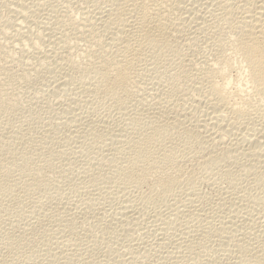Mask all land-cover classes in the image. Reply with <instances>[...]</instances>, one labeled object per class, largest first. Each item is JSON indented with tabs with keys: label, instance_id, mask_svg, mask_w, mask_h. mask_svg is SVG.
Returning <instances> with one entry per match:
<instances>
[{
	"label": "rangeland",
	"instance_id": "rangeland-1",
	"mask_svg": "<svg viewBox=\"0 0 264 264\" xmlns=\"http://www.w3.org/2000/svg\"><path fill=\"white\" fill-rule=\"evenodd\" d=\"M106 1L107 0H28L27 2V0H0V264H237V259L240 257L242 259L240 258V260H238V263L240 262L239 264H256L258 260L264 262V165H261L260 168V163L264 164V159L261 161V159L264 158V148H262V146L264 147V93L262 94L264 91L260 93L261 95L252 94L250 90L251 83L247 80L248 78L244 76H247V72L241 71L246 70V67L241 62L242 60L239 57H236L235 53H231L233 50L230 52V48L223 49L225 46V48L229 47V42L232 40V37H230L232 36V33L234 34L233 36H235L236 32L231 30L236 31V27L234 26L238 24V20L240 21V13L243 16L245 15L242 14L243 12L245 13L242 3H245L248 0H242L243 2L238 0L237 2L239 4L235 2L236 0H229L232 1V5L230 2L229 6L231 7L227 6L229 8L225 9V13H223V11H225L223 8H226V3L229 4L226 0H222L225 3L218 0L217 3L219 4H216L215 0H206L207 2L204 0H202V2L201 0H197L198 3L196 0H192V2L183 0V2L186 1V3H183L181 0L182 4L179 2V6H183V4L184 6L180 7V20L178 21L179 26H181V28H197H195L194 31L192 29L191 31L190 28H184L185 30L181 29V32L183 31V34L179 31V33L182 34H180L181 36L179 34L177 35L178 31H175L176 33L172 32L174 35H170V38L172 39L169 38V43H172L170 44L172 48L169 47L166 51L164 50L159 52L160 50H158L156 52V50L152 51L149 48H145L142 55L144 56L142 59L145 61L141 62V59L140 62H137L138 64L135 63L137 67L135 65L134 66L137 73H135L132 69L130 71L131 82L123 88L121 87L114 91L103 92L102 87H100V81L102 80L104 73L97 70L89 73L87 71V73H84L85 66L88 69L91 65L93 66V62H98V56H101V59H103L104 56L105 58H111L114 56V53L119 50V44L116 45L114 43L118 41V38L121 39L123 37V29L120 28H124L122 26H125L124 16L126 13H124L123 10L127 7V3H124L126 0H112L113 3L111 0ZM118 1L120 3L122 1L121 7H119L120 3ZM105 2L108 4H105ZM193 2L197 3H195L194 8L190 6L194 4ZM200 2L202 4L204 3L203 6L205 7H203ZM220 2L223 4H220ZM206 3L207 5H205ZM24 4L28 6L26 7ZM208 4L209 6L211 5L210 8ZM241 4L243 8L241 7ZM196 5L200 8L199 11H197L198 7H196ZM216 5L221 8V11ZM185 6H188L186 7L187 9L189 8L188 11ZM100 8L102 10V14L100 12ZM115 8L120 9L116 11ZM22 9L25 10L23 13L28 21L27 19H25V21H21L23 19L18 13H16L19 12V10L22 11ZM193 9H196V11ZM201 9L202 11L209 9L207 11L211 14L205 10L206 12H204L206 13V16H204L205 13H201ZM229 9L231 11L230 15L233 17L235 15L234 18L227 15V10ZM237 9L241 11L237 12L239 14L238 17L236 16L237 14H235L236 11H238ZM105 10L107 13L104 12ZM110 11L115 13V19H113L114 14L112 15ZM182 11L184 13H182ZM25 12L27 14H25ZM212 12L216 15L218 14L217 16H219V19H221L225 14L222 18L223 22H221V20L219 21L215 14H213V16ZM198 13H200L199 16ZM184 14L188 15V17ZM116 15L120 18H117ZM182 16H185V20L186 18L189 19L185 21ZM192 16L194 18H192ZM202 16H204L205 19ZM228 16L231 19H228ZM214 18L219 23L221 22L220 25L214 20ZM193 19L195 21H193ZM210 19H213V21ZM108 21L112 22L108 23L111 24L110 27L107 26ZM22 22L24 24L26 22L25 26L21 24ZM98 22L101 24H98ZM184 22H189V26ZM194 22H198L197 24L203 25H198L200 26L198 27L196 26V23L194 24ZM214 22H216L217 26ZM18 23L21 24V27H19L20 25ZM102 23H105V27ZM207 23L208 25H211L209 26L210 29L207 27ZM112 24L114 26H112ZM226 24L231 25V27L233 25L232 29H230L231 27ZM28 26H30V28ZM239 26L240 24L237 25V27ZM23 27H28L27 29L30 31H27V29ZM225 27L230 30H225ZM105 28H107V30ZM91 29L94 31L93 33H90ZM196 29L197 31H195ZM204 29H206L205 32L208 37L205 36V32L202 33ZM212 29L214 30V33ZM18 30L20 32H18ZM108 30L110 31L108 32ZM113 30H115V33L112 32ZM116 30L119 32H116ZM208 30L209 32H207ZM2 32L5 33L3 34ZM35 33L41 35L38 37ZM17 34L20 35L18 36ZM21 34L22 36L24 34L23 39ZM47 34L50 40L48 39V36H46ZM175 34L178 36H176V39ZM16 35L21 37L17 38ZM27 35L29 36L27 37ZM59 35L64 36L60 37ZM195 35L196 37H194ZM30 36L31 38H34H32L34 41L36 40V43L38 42L36 46L33 45L34 41L30 40ZM35 36L37 38H35ZM41 36L43 37L39 39ZM190 36H192L191 38L193 39L188 38ZM58 37L63 40H59L60 38L58 39ZM114 37H116V41L113 40ZM181 37H184V39ZM173 38L175 39V42H173ZM187 38L189 41L192 40V42L190 41V43ZM209 38L211 41L208 40ZM20 39L23 40V42H21ZM108 39H110L109 46H107L108 42H105ZM226 39L231 40L228 42ZM56 40L59 41L56 42ZM30 41L32 42L30 43ZM54 41L55 44L58 43L61 46L58 44L54 45ZM185 42L187 46L182 45L183 43L185 44ZM220 42L222 43L219 44ZM225 42L228 45H226ZM207 43L209 44L207 45ZM223 43L225 46H223ZM177 44V49H175ZM115 45L117 48L114 47ZM218 45L223 46L221 47V50H223L224 53L223 51L221 53L228 58L227 60L232 62L231 64L233 66V68H230L229 70L228 68H225L228 71L224 69L225 73H227L220 75L221 78L218 74L219 66L213 65L217 58L219 50ZM47 46L49 47L47 48ZM107 47L108 50L106 49ZM230 47L232 49L231 45ZM111 49L112 51L115 50L114 53L109 51ZM104 50L105 52H103ZM215 51L217 54H215ZM105 53L108 54V56ZM43 55L45 56L43 57ZM46 55H48V57ZM41 56L42 58L40 59ZM43 58L47 59L42 60ZM45 60L47 62H45ZM58 60L60 61V64ZM50 62L51 64L53 62L52 66L56 62V66L54 65L52 67ZM141 63L144 64L141 65ZM62 66H64V68ZM62 68L64 69L63 71ZM49 70L53 71L49 72ZM55 70H57L56 73ZM208 70H212L215 77L216 74L218 75L217 78H215L217 84L219 83L218 85L222 86V84H225L226 82L228 83L227 89L229 93L232 94L234 100H238V98L241 96L243 97V95H245V100L247 99V102L241 106L242 113L239 118L240 121H238L239 119L237 120L239 123L237 122L236 126L237 128L240 124L237 128L238 130L235 131V128V132L231 133L232 138L231 134H227L225 139H228L229 136L230 138L228 141L227 139H224L225 142H223L224 145L226 144L225 147H229V144L231 143V145H233L234 140H236L234 144L235 148L230 145L231 149L226 150V152L222 151L224 149V145L222 144H219L220 146L215 145V147L210 145L209 147V145L206 144L207 142H204L208 145L206 147L204 143L201 145L197 142H194L193 144L187 143L185 139H183L184 131L180 129V126L181 128L188 127L187 125L189 122L193 120L187 118L191 114L187 112L190 110L189 112H193L195 114L193 110L195 107L198 108L196 109L197 113L201 112V114L199 113L200 118L198 117V121L200 119H205L208 123H210V125H216L215 120H213L214 122L211 120L213 117L212 115L216 114H214L209 108L210 99L208 98L210 97L208 95L210 93L207 88L208 86L206 85V82H202V76ZM58 71H62L64 74ZM216 71L217 73H215ZM239 71L241 73L243 72L242 74L244 75L240 76L241 73L237 74ZM51 74L56 76L57 79L53 76L51 78ZM58 74L63 76L59 75V78ZM236 74L239 76L237 77ZM192 75L194 77H191ZM64 76L65 79L63 78ZM195 77L197 79H195ZM236 77L237 79H235ZM239 77H243L245 79H240ZM238 78L240 80H238ZM50 79L52 82H50ZM60 79L67 82H64V85L63 82H61V86L59 81ZM68 80H70V82ZM56 83L57 85L59 83L58 86L60 87L57 86L59 89L55 87ZM156 92H158L160 96ZM153 93L155 94L153 95ZM150 95L153 96L151 97ZM145 96L148 97L146 98ZM154 97L158 99H155ZM159 97L164 99L162 100ZM153 98L155 99V102L159 99L162 100H159V102H161L160 106L154 105L155 102ZM181 98L183 99L181 100ZM88 99L91 102L87 101ZM165 101L168 102L166 103ZM87 102L89 105L86 104ZM184 102H187L188 105ZM166 105L179 107H175L173 109L171 106H168L172 108V111L174 112L167 114V118L169 119L171 117L174 122L173 123L170 118L169 121L171 122L168 127L173 124H178L179 127L178 125L171 126L172 128L167 127L166 131L161 133L159 137L146 143L142 157L136 159V155L142 149L139 144L130 146V142L132 139H138L142 137L143 134L149 133L150 123H154L153 120L156 119L155 124H157V118H160L158 117L160 115L159 112L163 110L160 109L159 111L158 107L164 106L163 108H165L167 107ZM180 105L183 106L181 107ZM183 107L186 110H184ZM176 108L178 112L176 111ZM204 108L210 112L204 110ZM222 109L220 110L222 111ZM181 111H183V114ZM204 112L206 113V118L203 116ZM76 113L77 115L80 114V116L78 115L79 118ZM226 113L229 116H232L230 115V112L226 111ZM176 114H179L181 118H178ZM174 115L177 116L175 119L173 118ZM184 116H186V118H183ZM73 117L75 120H73ZM149 117H152V119ZM66 119H68V121H66ZM176 120L180 123H176ZM187 120L189 122H187ZM181 121L187 123L183 126L184 123ZM222 121L223 120L219 121L217 125L223 126L226 121H223V123ZM72 122L74 125L77 123V127H74ZM191 122L190 124H193V121ZM80 124L83 127L80 126ZM106 126L109 127L108 130ZM211 127L213 126H210V128ZM79 128H84V130H80ZM123 129L127 130L122 131ZM245 129L248 130V132H246ZM115 131H119V137L124 139L126 138L128 132L127 138H131L128 139L131 141L126 143V139L125 141L120 139L119 143L122 144L118 145L119 143L117 141L119 138L118 135H116L117 132ZM242 132H246L248 134H242ZM250 132L255 133L250 134ZM236 133L237 135L239 133L238 137L236 136ZM256 133L258 136L261 134V137H257V135H255ZM81 135L83 136L81 137ZM115 135L117 137H115ZM179 136H182L183 138ZM251 136L253 138H251ZM239 137L241 139H239ZM233 138L234 140H232ZM246 138H248V141L250 140L251 142H254V144L256 143V140L258 141V139L261 138L260 141H258V145L257 143L255 144L257 147L253 144V146L257 148V151L263 149L258 152H261L262 154H258L259 158L258 155H255L258 159L255 158V156L254 158L252 156L253 159L250 155L246 156L244 151L248 148V144H252L251 142L246 141L248 143H245V145L244 142ZM230 139L233 142H230ZM237 141L241 144L240 146L239 144L237 146ZM261 144L262 146L259 149V145ZM241 146L242 150L240 148ZM244 146L246 147L244 148ZM218 147L219 150H217ZM114 148H120V150H116ZM235 149L237 152H235ZM196 150H198L199 153ZM200 150H203L202 153H200ZM208 150L210 153H208L209 156L207 154ZM231 150L232 153L234 151L237 156H234V153H230ZM191 152L196 156L194 155L195 157L193 156L192 158ZM211 152L213 155L219 156L214 157ZM214 152L216 154H214ZM106 153L108 157L106 156ZM188 153H190L191 156ZM186 154L189 156H186ZM198 155L201 156L199 157L201 159L200 161L197 160L199 159L197 158ZM102 156H105L106 159ZM260 156L262 157L261 159ZM185 157L188 158L186 159ZM202 158H204V160ZM214 158L216 159L214 160ZM196 160L197 162L199 161V164L201 163L206 165L208 163L207 168H204L205 165H202L203 168L201 165L198 166ZM204 161L205 163H202ZM250 163L253 164L250 165ZM203 169L206 172L203 171ZM254 169L257 170L255 171ZM259 169L263 173H261ZM85 177L88 178L90 182L92 180L95 182L90 183ZM163 177L171 179L173 184L168 190L159 191L157 190L155 184L157 180ZM183 188H193L194 193L193 189L189 190V192L193 193L192 194L189 193L188 190H183ZM179 190H181V193H179ZM182 191H185V193ZM182 193L184 194L180 195ZM195 193L197 194L194 195ZM179 195L182 197H179ZM187 195L190 198L187 197ZM184 196L186 197L185 199ZM191 197L192 199L197 198L198 200L193 199L194 201L192 200L193 203H191V200L189 201ZM124 198L128 199V202L130 200V202L128 203L127 200L122 201ZM120 201H122V203ZM175 201L178 202L176 203ZM184 201L188 204H185V208L184 205L181 207V203L184 204ZM70 202L73 203V205ZM171 203L175 206H172ZM126 204L128 205V208L126 207ZM130 204L132 205V210L130 209ZM199 204L201 205V208ZM122 205L123 207H121ZM168 205H171L170 207L173 209H171ZM176 205H178L179 208H177ZM192 205L194 208H197L193 209ZM187 206H192L191 208L194 211L192 212L191 208H187ZM118 207L122 208L121 211L123 214L125 212L127 213H125V215L121 213L122 218L120 217L119 213L121 211L120 208L118 210ZM202 207L204 211H200V209L202 210ZM134 209H136L138 213L137 211H133ZM179 209H181V212L179 211L180 215L179 212H177ZM184 209H187V211H185L188 212L189 215L191 213L196 215L198 212L199 214L196 215L197 217L191 214L190 216L194 217V221H192V218H190L188 214V216L186 215L187 218L185 217L184 214H186V212H184ZM188 209H190V213ZM197 209H199L198 212ZM172 210L174 212H172ZM132 211L137 215L133 216L134 214ZM160 211L164 213L162 214ZM159 212L163 216L165 215V217L160 215ZM203 213L208 215L205 216ZM231 213L233 215L235 214V216ZM212 214L217 219L212 217ZM123 216H126L127 218ZM136 216H139L138 218L140 220ZM207 216H209V219L206 218ZM203 217L208 220H203ZM167 218H169V224L166 221ZM170 218L173 221L170 220ZM199 218L201 219L200 221H198ZM187 219L191 221L190 224ZM185 221L189 224L188 226L184 223ZM207 222L210 225L205 224ZM217 222L219 223L217 224ZM55 225H57V228L59 229H57ZM154 225H156L157 228L154 227ZM184 225H186L185 227L187 229L190 227L188 231H190L189 234L191 236L188 232H186L187 229L183 227ZM218 227L220 229L217 230ZM54 228L57 230L55 231ZM151 228L159 230V232L162 231L160 232L161 236L159 237L161 238L159 240L158 235H160V233ZM164 229H166L167 232ZM202 229H204L205 233ZM53 231L55 233H53ZM150 232L152 234L154 232L155 234L151 235ZM56 233L59 235L57 236ZM164 235L166 236L165 239H167V241L165 239L162 240V237H165ZM178 236H184V238H180L184 240L187 238V241L180 240ZM56 238L58 241L57 245L60 242L61 245L63 244L62 246H57L56 243L54 244V242H56L54 241ZM51 240H53V243ZM64 240L69 244H66ZM170 240L173 244L171 242L168 243ZM160 241L162 242L161 245H159L161 243ZM164 241L167 242L169 249L165 247L167 244ZM179 241L182 242V244L180 242L182 246L179 244ZM46 243H50L49 245L53 244L52 248L51 246H47L48 244ZM163 243L166 249L162 248ZM65 244L67 248L65 247ZM177 244L179 245L177 246ZM54 245L55 247H58V250L57 247L54 249ZM45 248L49 249L50 252L49 250H47V252ZM130 249H132V251ZM167 249L169 252L166 251ZM128 250L129 252H127ZM170 252L172 254L169 255ZM166 254L168 255V258H166ZM250 255L257 257L252 258ZM191 257L194 258L191 259ZM183 260L185 262H183ZM189 260L192 261L190 262Z\"/></svg>",
	"mask_w": 264,
	"mask_h": 264
},
{
	"label": "bare ground",
	"instance_id": "bare-ground-1",
	"mask_svg": "<svg viewBox=\"0 0 264 264\" xmlns=\"http://www.w3.org/2000/svg\"><path fill=\"white\" fill-rule=\"evenodd\" d=\"M4 1V0H3ZM108 1V0H107ZM106 1V2H107ZM112 1V0H111ZM122 1H125V0H122ZM122 1H121V3H122ZM188 1H191L192 2V0H188ZM197 1V0H196ZM199 1V0H198ZM198 1H197V3H198ZM204 1H206V0H204ZM203 1V2H204ZM208 1H210V0H208ZM216 1V4H219V3H217V1L218 0H215ZM222 1V0H221ZM238 0H236L235 2H237ZM240 1V0H239ZM242 1V0H241ZM243 1H247V0H243ZM242 1V2H243ZM10 2V1H9ZM14 2V1H13ZM22 2V1H21ZM27 2H28V0H27ZM105 2V4H108V3H106ZM119 2V1H118ZM179 2L182 4V2H183V0H182V2H181V0H126L124 3H127V7L123 10L124 11V13H126L125 14V18H124V24H125V26H122V27H124V28H120V29H123L122 30V33H123V37L122 36H120V37H122L121 39H119L118 38V43L116 42V43H114V44H119L118 45V51L117 52H115L114 53V51H112V49L111 50H109V51H112L113 53H114V56L113 57H111V58H109V57H107V58H105V56L103 57V59H101L99 56L97 57V58H99L98 59V62H93V66L91 65L90 67H89V65H88V69L86 68V66H85V71H84V73H87V71H88V73L89 72H93V71H102L103 73H104V75H103V78H102V80L100 81L101 82V86L100 87H102V90H103V92L104 91H107V92H110V91H114V90H116V89H118V88H123L125 85H127L129 82H131V78H130V71H131V69L135 72V73H137L135 70V66H136V64L135 63H137V62H140L141 61V59H142V57L144 58V56H142L143 55V53H144V51H145V48L147 49V48H149V49H151L152 51L154 50H156V52L158 51V50H160L159 52H162V51H166V49H168L169 47H171V45L170 44H172V43H169V41H170V39H172V38H170V35H174L173 33L175 32V31H178L177 32V35L179 34H181L182 32H181V29L182 30H185V29H188V28H190V27H184V28H181V26H179V20H180V16H179V13H180V7L182 6L181 4V6H179ZM201 2H202V0H201ZM200 2V3H201ZM207 2V1H206ZM222 2H224V1H222ZM222 2H220V4L222 3ZM226 2H229V4H227L226 3V8H223L222 6V8L225 10V9H227V8H229V7H231V6H229L230 5V2H231V5H232V1H227L226 0ZM5 3V2H4ZM112 3H113V1H112ZM120 3V2H119ZM118 3V4H119ZM121 3L119 4L120 6L119 7H121ZM123 3V4H124ZM183 3H186V1L185 2H183ZM194 3V2H193ZM196 3V2H195ZM195 3L194 4H192V5H190V6H192V8H194L195 7ZM196 3V4H197ZM209 3H212V2H209ZM225 3V2H224ZM238 3V2H237ZM241 3V2H240ZM7 4V3H6ZM16 4V3H15ZM28 4V3H27ZM109 4L111 5V3L109 2ZM202 4V3H201ZM204 4V3H203ZM203 4H202V6H203ZM215 4V3H214ZM223 4V3H222ZM234 4V3H233ZM239 4V3H238ZM242 4H243V6H244V8L242 7ZM241 4V7L244 9V11H245V13L243 12L242 14H245L244 16L243 15H241V13H240V21L238 20L237 22H238V24H236V23H234V24H236V26H234V27H236V31L235 30H231V31H234V32H236V34H235V36H233L234 34L232 33V36H230V37H232L231 39H229V40H231L230 42H229V40L228 39H226V40H228V42H229V44L232 46V49H231V47H230V45H228V44H226V42H225V44L226 45H228L229 47L228 48H225L226 46L224 45V43H223V46H225L223 49H229L230 48V52H231V50H233L231 53H235V55H236V57H239L242 61V63L244 64V66L246 67V70H241V71H246L247 72V76L246 75H244V74H242L240 71L237 73V74H239V73H241L240 74V76L242 75H244L245 77H247L248 79V81L251 83V86H250V90H251V92H252V94H255V95H259L262 91H264V0H248L247 2H245V3H242ZM3 5V4H2ZM26 4H24V6H25ZM96 5V4H95ZM98 5V4H97ZM114 5V4H113ZM125 5V4H124ZM188 5H189V2H188ZM200 5V4H199ZM205 5H207V3L205 4ZM213 5V4H212ZM237 5V4H236ZM28 5H26V7H27ZM31 6H33V5H31ZM101 6V5H100ZM107 6H109V5H107ZM106 6V7H107ZM114 6H116V5H114ZM183 6H184V4H183ZM182 6V7H183ZM201 6V5H200ZM208 6H209V4H208ZM208 6H206V7H208ZM211 6V5H210ZM210 6H209V8H210ZM216 6H218V5H216ZM227 6H229V7H227ZM238 6V5H237ZM6 7V6H5ZM7 7H8V5H7ZM14 7V6H13ZM22 7H23V5H22ZM21 7V8H22ZM93 7V6H92ZM111 7V6H110ZM110 7H109V10H110ZM186 7H188V6H185V8ZM196 7H198L197 5H196ZM203 7H205V6H203ZM202 7V8H203ZM219 7V6H218ZM240 7V6H239ZM15 8V7H14ZM20 8V7H19ZM25 8V7H24ZM103 8H104V6H103ZM102 8V9H103ZM112 8H114V7H112ZM184 8V9H185ZM217 8V7H216ZM216 8H214V9H216ZM220 8V7H219ZM26 9V8H25ZM99 9V8H98ZM116 9V11L118 10V9H120V8H115ZM187 9V8H186ZM185 9V10H186ZM189 9V8H188ZM188 9H187V11H188ZM199 7L197 8V11H199ZM214 9H213V11H214ZM218 9V8H217ZM239 9V8H238ZM237 9V10H238ZM243 9H242V11H243ZM1 10V9H0ZM36 10H37V8H36ZM88 10V9H87ZM107 10V9H106ZM104 11V12H106L107 13V11ZM108 10V11H109ZM182 10V9H181ZM193 10H195L196 11V9H193ZM192 10V11H193ZM206 10V9H205ZM204 10V11H205ZM207 10H209V9H207ZM206 10V11H207ZM236 10V9H235ZM25 10H23L22 9V11L21 10H19V12H16V13H18L20 16H21V18L23 19V20H21V21H25V19H27V18H25V15H24V12ZM98 11V10H97ZM96 11V12H97ZM102 10H101V8H100V12H101ZM113 11H115V10H113ZM112 11V12H113ZM115 11V12H116ZM123 11L121 10V12L123 13ZM186 11V12H187ZM189 11H191V10H189ZM201 11V13L202 12H204V11H202V9L200 10ZM205 11V12H206ZM220 11H221V8H220ZM228 12H227V15H229L230 17H233V16H231L230 15V13H231V11H230V9L229 10H227ZM230 11V12H229ZM6 12V11H5ZM13 12V11H12ZM26 12H27V10H26ZM25 12V14H27ZM37 12V11H36ZM111 12V11H110ZM110 12H109V14H110ZM111 12V13H112ZM120 12V11H119ZM178 12V13H177ZM204 12V13H205ZM207 12H209V11H207ZM215 12V11H214ZM214 12H212V15L213 14H215ZM217 12H218V10H217ZM226 12V10L225 11H223V13H225ZM237 12H241V11H236V13H235V11H234V13L235 14H237L236 16L238 17V13ZM99 13V12H98ZM97 13V14H98ZM182 13H184L183 11H182ZM181 13V14H182ZM195 13V12H194ZM203 13V14H204ZM210 13V12H209ZM208 13V14H209ZM221 13V12H220ZM222 13V14H223ZM8 14V13H7ZM30 14V13H29ZM37 14V13H36ZM95 14V13H94ZM101 14H102V12H101ZM105 14V13H104ZM114 14V18L113 19H115V13H112V15ZM117 14V13H116ZM199 14L200 13H198V16H199ZM211 14V13H210ZM222 14H220V15H222ZM17 15V14H16ZM34 15H35V13H34ZM38 15H39V12H38ZM121 15V14H120ZM185 16H187L188 17V15H186V14H184ZM190 15V14H189ZM194 15V14H193ZM196 15H197V13H196ZM216 15V14H215ZM218 15V14H217ZM216 15V17H218V19H219V16H217ZM225 15V14H224ZM223 15V16H224ZM28 16V15H27ZM102 16V15H101ZM110 16V15H109ZM117 16V15H116ZM184 16V17H185ZM191 16V15H190ZM189 16V17H190ZM197 16V17H198ZM204 16H206V13H205V15ZM204 16H202L203 18H204ZM211 16V15H210ZM210 16H209V18H210ZM214 16V15H213ZM223 16H222V18H223ZM229 16H228V19H231V18H229ZM243 16V17H242ZM33 17V16H32ZM108 17V16H107ZM119 16H117V18H118ZM183 17V16H182ZM183 17V18H184ZM200 17H201V15H200ZM221 17V16H220ZM225 17H227V16H225ZM234 17H235V15H234ZM233 17V18H234ZM237 17H236V19H237ZM108 18H110V17H108ZM112 18H111V20H112ZM120 18V17H119ZM192 18H194L193 16H192ZM207 18H208V16H207ZM207 18H206V21H207ZM219 19V21L221 20V22H223L222 20L223 19ZM232 18V19H233ZM87 19H88V17H87ZM100 19V18H99ZM99 19H98V21H99ZM189 19V18H188ZM187 18H186V20H188ZM205 19V18H204ZM204 19H203V21H204ZM16 20V19H15ZM18 20V19H17ZM33 20V19H32ZM38 20V19H37ZM85 20V19H84ZM97 20V19H96ZM101 20V19H100ZM105 20V19H104ZM110 20V21H111ZM118 20V19H117ZM121 20V19H120ZM183 20H185V18L183 19ZM185 20V21H186ZM210 20H212L213 21V19H210ZM214 20L216 21V19L214 18ZM233 20H235V19H233ZM232 20V21H233ZM11 21H13V20H11ZM18 21H20V20H18ZM27 21H28V19H27ZM30 21V20H29ZM110 21H108L107 22V24L110 22ZM113 21V20H112ZM123 21V20H122ZM122 21H120V22H122ZM191 21V20H190ZM189 21V22H190ZM193 21H195L194 19H193ZM211 21V22H212ZM236 21V20H235ZM31 22H33V21H31ZM101 22V21H100ZM104 22V21H103ZM114 22V21H113ZM117 22H119V21H117ZM189 22L188 23H185V24H189ZM192 22V21H191ZM198 22H199V20H198ZM197 22V23H198ZM201 22V21H200ZM209 22V21H208ZM217 23H219L218 21H216ZM216 22H214V24H216ZM220 22V23H221ZM224 22H226V21H224ZM227 22H228V20H227ZM30 23V22H29ZM35 23H36V21H35ZM42 23V22H41ZM40 23V24H41ZM45 23V22H44ZM85 23H86V21H85ZM110 23H112V22H110ZM183 23V24H184ZM196 22H194V24H195ZM196 23V24H197ZM204 23H205V21H204ZM220 23H219V25H220ZM229 23V22H228ZM233 23V22H232ZM10 24V23H9ZM19 24V23H18ZM17 24V25H18ZM21 24H23L24 26H25V24H26V22H25V24L22 22ZM21 24H19L18 26L19 27H21ZM28 24V23H27ZM33 24V23H32ZM98 24H101V23H99L98 22ZM97 24V25H98ZM103 25L105 24V23H102ZM184 24V25H185ZM192 24V23H191ZM191 24H190V26H191ZM210 24V23H209ZM212 24V23H211ZM231 24V23H230ZM240 24V26L239 27H237V25H239ZM22 25V26H23ZM29 25V24H28ZM45 25V24H44ZM77 25V24H76ZM110 25L111 24H108L107 26L108 27H110ZM121 25H122V23H121ZM180 25H181V23H180ZM198 25H200V24H197L196 26H198ZM203 25V24H202ZM202 25H200V26H202ZM206 25V24H205ZM207 25H208V23H207ZM206 25V26H207ZM226 25H229V24H226ZM17 26V27H18ZM86 26V25H85ZM89 26V25H88ZM106 26V27H107ZM112 26H114L113 24H112ZM186 26V25H185ZM189 26V25H188ZM200 26H198V27H200ZM209 26H211V25H208L207 27H209ZM216 26H217V24H216ZM13 27V26H12ZM29 28H30V26H28ZM28 27H23V28H25V29H27ZM46 27H47V25H46ZM82 27H84V26H82ZM104 27H105V25H104ZM183 27V26H182ZM192 27H193V25H192ZM194 27H195V25H194ZM203 27H205V26H203ZM214 27V26H213ZM229 27H231V25H229ZM232 27H233V25H232ZM232 27L230 28V29H232ZM16 28V27H15ZM41 28H42V26H41ZM85 28V27H84ZM103 28V27H102ZM119 28V27H118ZM195 28H197V27H195ZM194 28V29H195ZM212 28V27H211ZM216 28V27H215ZM215 28H213V29H215ZM220 28V27H219ZM18 29H20V28H18ZM75 29V28H74ZM106 30H107V28H105ZM115 29H117V28H115ZM193 30L194 31V29L193 28H190V30ZM199 29V28H198ZM206 29H208V28H206ZM206 29H204V31L202 32V33H204L205 32V30ZM209 29H210V27H209ZM212 29V30H213ZM227 29V27H225V30ZM229 29V30H230ZM233 29H235V28H233ZM17 30V29H16ZM29 29H27V31H28ZM32 30V29H31ZM80 30V29H79ZM104 30V29H103ZM191 30V31H192ZM201 30V29H200ZM203 30V29H202ZM212 30H210V31H212ZM217 30H218V28H217ZM220 30V29H219ZM228 30V29H227ZM228 30V31H229ZM30 31V30H29ZM37 31V30H36ZM89 31V30H88ZM91 32L90 33H93L94 31H92V29L90 30ZM110 30H108V32H109ZM115 30H113L112 32H114ZM179 31L181 32V33H179ZM189 31V30H188ZM190 31V32H191ZM195 31H197V29L195 30ZM227 31V32H228ZM18 32H20L19 30H18ZM25 32V31H24ZM34 32V31H33ZM42 32V31H41ZM40 32V33H41ZM51 32V31H50ZM56 32H57V30H56ZM60 32V31H59ZM65 32V31H64ZM75 32V31H74ZM116 32H119V31H117L116 30ZM173 32V33H172ZM207 32H209V30L207 31ZM3 33V32H2ZM5 33V32H4ZM3 33V34H4ZM16 33V32H15ZM38 33V32H37ZM37 33H35L36 34V36L38 35ZM44 33V32H43ZM89 33V32H88ZM90 33H89V35H90ZM115 33V32H114ZM121 33V34H122ZM176 33V32H175ZM189 33V32H188ZM193 33V32H192ZM195 33V32H194ZM198 33V32H197ZM201 33V34H202ZM213 33H214V30H213ZM230 33V32H229ZM30 34H31V32H30ZM29 34V35H30ZM34 34V35H35ZM46 34V33H45ZM45 34H43V35H45ZM50 34V33H49ZM52 34V33H51ZM63 34V33H62ZM86 34V33H85ZM113 34V33H112ZM120 34V33H119ZM183 34V33H182ZM181 34V35H182ZM185 34H186V32H185ZM200 34V33H199ZM207 33L205 32V36H207L206 35ZM231 34V33H230ZM18 35V34H17ZM16 35V36H17ZM20 35V34H19ZM18 35V36H19ZM25 35H26V33H25ZM29 35H27V37L29 36ZM41 34H39L38 35V37L40 36ZM92 35V34H91ZM176 34H175V39H176V36H177ZM180 35V36H181ZM187 35V34H186ZM185 35V36H186ZM197 35V34H196ZM196 35L194 36V37H196ZM203 35V34H202ZM216 35V34H215ZM17 36V38H20L21 36H22V34H21V36L20 37H18ZM35 36V38H37ZM46 36H48V34L46 35ZM45 36V37H46ZM54 36L57 38V36L54 34ZM60 36V35H59ZM64 35H62V36H60V37H63ZM106 36H107V34H106ZM114 36V35H113ZM112 36V37H113ZM171 36V37H172ZM184 36V35H183ZM188 36H189V34H188ZM193 36V35H192ZM192 36H190V37H188V38H191ZM201 36V35H200ZM226 36H227V34H226ZM13 37V36H12ZM23 37H24V34H23V36H22V39H23ZM27 37H25V38H27ZM43 36H41L39 39H41ZM53 37V36H52ZM60 37H58V39L60 38ZM87 37V36H86ZM178 37V36H177ZM198 37V36H197ZM204 37V36H203ZM208 37V36H207ZM213 37H215V36H213ZM229 37V36H228ZM227 37V38H228ZM229 37V38H230ZM6 38V37H5ZM14 38V37H13ZM30 38H31V36H30ZM29 38V39H30ZM33 38V37H32ZM30 39V40H33V39ZM51 38V37H50ZM109 38V37H108ZM115 38L116 37H114L113 38V40H115ZM170 38V39H169ZM182 38V37H181ZM187 38V39H188ZM211 38V37H210ZM208 39V40H210L211 41V39ZM217 38V37H216ZM11 39V38H10ZM28 39V38H27ZM48 39H49V36H48ZM52 39V38H51ZM106 39V38H105ZM110 39H112V38H110ZM110 39H108L107 41H105V42H108V45L107 46H109V40ZM174 39V38H173ZM175 39H174V41L173 42H175ZM178 39V38H177ZM180 39V38H179ZM182 39H184V37L182 38ZM191 39H193V38H191ZM197 39V38H196ZM201 39V38H200ZM215 39V38H214ZM6 40V39H5ZM21 40V39H20ZM26 40V39H25ZM50 40V39H49ZM52 40H54V39H52ZM59 40H61V38L59 39ZM58 40V41H59ZM63 40V39H62ZM61 40V41H62ZM195 40V39H194ZM205 40H206V37H205ZM208 40H207V42H208ZM8 41V40H7ZM28 41V40H27ZM34 41V40H33ZM36 41V40H35ZM34 41V44L33 45H37V43ZM37 41H39V40H37ZM57 40H56V42H58ZM60 41V42H61ZM116 41V40H115ZM185 41V40H184ZM183 41V42H184ZM188 41H189V39H188ZM191 42H192V40H190ZM189 41V42H190ZM209 41V42H210ZM21 42H23V40H21ZM25 42V41H24ZM29 42V41H28ZM32 41H30V43H31ZM53 42V41H52ZM104 42V43H105ZM179 42V41H178ZM181 42H182V40H181ZM180 42V43H181ZM187 42V41H186ZM186 42H185V44L183 43L182 45H186ZM190 42V43H191ZM205 42V41H204ZM214 42V41H213ZM215 42H216V40H215ZM219 42V41H218ZM223 42V41H222ZM222 42H220L219 44H221ZM18 43V42H17ZM36 43V44H35ZM177 43V42H176ZM206 43V42H205ZM24 44V43H23ZM40 44V43H39ZM58 44V43H57ZM57 44H55V41H54V45H57ZM63 44V43H62ZM113 44V43H112ZM111 44V45H112ZM209 43H207V45H208ZM28 45V44H27ZM32 45V44H31ZM30 45V46H31ZM53 45V44H52ZM51 45V46H52ZM58 45H60V44H58ZM102 45V44H101ZM116 45L114 46V47H116ZM170 45V46H169ZM175 45V44H174ZM173 45V46H174ZM212 45H213V43H212ZM61 46V45H60ZM64 46V45H63ZM105 46H106V44H105ZM113 46V45H112ZM177 46H178V44L176 45V47H175V49H177ZM187 46V45H186ZM188 46H189V43H188ZM223 46H221V45H218V54H217V52L215 53V54H217V58H216V61H214V63H213V65L215 66H219L218 67V74H219V77H220V75H222V74H224L225 73V70H227V69H225V68H228V70L231 68H233V66H232V62L231 61H229V60H227L228 58H226L225 56H224V51L223 50H221V47H223ZM23 47V46H22ZM49 46H47V48H48ZM19 48V47H18ZM25 48V47H24ZM33 48L35 49V47L33 46ZM53 48V47H52ZM55 48V47H54ZM60 48H63V47H60ZM102 48V47H101ZM105 48V47H104ZM113 48V47H112ZM117 48V47H116ZM172 48V47H171ZM40 49V48H39ZM107 50H108V47L106 48ZM105 49V50H106ZM148 49V50H149ZM32 50V49H31ZM47 50V49H46ZM63 50V49H62ZM105 50L103 51V52H105ZM21 51V50H20ZM36 51V50H35ZM50 51V50H49ZM57 51H59V50H57ZM64 51V50H63ZM95 51V50H94ZM223 51V53H221ZM111 52V53H112ZM173 52H174V50H173ZM176 52V51H175ZM225 52H226V50H225ZM229 52V53H230ZM96 53V52H95ZM109 53V52H108ZM40 54V53H39ZM48 54V53H47ZM60 54H61V52H60ZM93 54V53H92ZM106 54V53H105ZM223 56H222V55ZM227 54V53H226ZM225 54V55H226ZM57 55V54H56ZM67 55V54H66ZM107 56H108V54H106ZM113 55V54H112ZM214 55V54H213ZM228 55V54H227ZM45 55H43V57H44ZM47 57H48V55H46ZM51 56V55H50ZM60 56V55H59ZM62 56V55H61ZM110 56V55H109ZM232 56V55H231ZM228 57V56H227ZM38 58V57H37ZM42 58V56L40 57V59ZM70 58V57H69ZM39 59V58H38ZM39 59V60H40ZM44 59H47V58H43L42 60H44ZM58 59H59V57H58ZM237 59V58H236ZM239 59V60H240ZM41 60V61H42ZM56 60H57V58H56ZM61 60V59H60ZM69 60V59H68ZM215 60V59H214ZM238 60V59H237ZM59 61V60H58ZM57 61V62H58ZM64 61V60H63ZM67 61V60H66ZM65 61V62H66ZM145 61V60H144ZM143 61V59H142V61L141 62H144ZM45 62H47L46 60H45ZM72 62V61H71ZM147 62V61H146ZM189 62V61H188ZM44 63V62H43ZM56 63V62H55ZM55 63H54V65H55ZM62 63V62H61ZM50 64H51V62H50ZM50 64H49V66H50ZM52 64H53V62H52ZM52 64H51V66H52ZM59 64H60V61H59ZM90 64H92V63H90ZM138 64V63H137ZM142 64H144V63H141V65ZM48 65V64H47ZM53 65V66H54ZM135 65V66H134ZM45 66V65H44ZM52 66V67H53ZM56 66V65H55ZM58 66V65H57ZM140 66V65H139ZM221 66V67H220ZM61 67V66H60ZM63 68H64V66H62ZM137 67V66H136ZM45 68H46V66H45ZM51 68V67H50ZM62 68V71L64 70ZM141 68H142V66H141ZM141 68L139 67V69L141 70ZM221 68V69H220ZM223 68V69H222ZM49 69V68H48ZM55 69H56V67H55ZM219 69H220V71H219ZM225 69V70H224ZM227 70V71H228ZM47 71V70H46ZM51 70H49V72H50ZM53 71V70H52ZM51 71V72H52ZM56 71L57 70H55V73H56ZM62 71H58V72H62ZM224 71V72H223ZM138 72H140V71H138ZM246 72H245V74H246ZM63 74H64V72H62ZM61 73V74H62ZM215 73H217V71L215 72ZM227 73V72H226ZM225 73V74H226ZM53 74V73H52ZM51 74V78H52V75ZM139 74V73H138ZM137 74V75H138ZM236 74V75H237ZM60 74H58V76H59ZM199 75V74H198ZM215 74L213 73V71L212 70H208L203 76H202V82H206V85L208 86L207 88H208V91H209V97L210 98H208V99H210L209 100V108H210V110L214 113V114H216V115H212L211 117V120L213 121V120H215V124L217 125V123L219 122V121H221V120H223V121H226L225 122V124L222 126V125H210V123H208L207 122V120H205L204 118V120H197L198 119V117H199V115L201 114V112H196V109H198V108H196L195 106V109H193L194 110V112H195V114L193 113V112H189L190 110H188V112L187 113H193L192 115L190 114L187 118L188 119H193V120H191V121H193V124H190V122L187 120V122H189V124L187 125L188 127H182L181 128V126H180V129H182L184 132H183V137L182 136H179V137H182L183 139H185V141L187 142V143H190V144H193L194 142H197L198 144H203L204 142L206 143V144H208L209 145V147H210V145H212V146H214L215 147V145L216 146H218L219 144H222V145H224L223 144V142H225V140L227 139H225V137L227 136V134H231L232 132L234 133L235 131H237L238 129V127L240 126V124H239V126L236 128V126H237V122L238 121H240V115H241V113H242V111H241V106H243L246 102H247V99L245 100V95H243V97L241 96L240 98H238V100H234V98H233V96H232V94L231 93H229V91H228V89H227V86H228V83L226 82L225 84H222V86L221 85H218L217 84V82L215 81L216 79L215 78H217V74H216V77L214 76ZM48 76V75H47ZM60 76H63V75H60ZM60 76H59V78H60ZM68 76H69V74H68ZM228 76V75H227ZM239 75H237V77H238ZM49 77V76H48ZM53 77H55L56 78V76H53ZM67 77V76H66ZM191 77H194L193 75L191 76ZM199 77V76H198ZM226 77V76H225ZM225 77H223V78H225ZM234 77V76H233ZM237 77L235 78V79H237ZM64 79H65V76L63 77ZM70 78V77H69ZM221 78V77H220ZM240 78V77H239ZM238 78V80H240V79H245V78H243V77H241L240 79ZM43 79V78H42ZM47 79V78H46ZM57 79V78H56ZM62 79V78H61ZM59 80L60 81V83L61 82H63V85H64V82H67V81H62V80ZM70 79H72V78H70ZM195 79H197L196 77H195ZM199 79H200V77H199ZM198 79V80H199ZM48 80H49V78H48ZM51 80V79H50ZM54 80V79H53ZM67 80V79H66ZM55 81V80H54ZM53 81V82H54ZM57 81V80H56ZM69 82H70V80H68ZM50 82H52V80L50 81ZM72 82V81H71ZM99 82V83H100ZM199 82H200V80H199ZM198 82V83H199ZM67 84V83H66ZM71 84V83H70ZM58 85H59V83H58ZM57 83H56V88H57ZM201 85V84H200ZM203 85V84H202ZM61 86H62V83H61ZM97 86V85H96ZM98 86V87H99ZM53 87V86H52ZM51 87V88H52ZM54 87V88H55ZM58 87H60V86H58ZM97 87V88H98ZM151 87V86H150ZM154 87V86H153ZM203 87V86H202ZM57 89H59V88H57ZM99 89V88H98ZM53 90V89H52ZM99 90H101V89H99ZM153 91V90H152ZM152 91H151V93H152ZM249 92V91H248ZM250 92V93H251ZM78 93V92H77ZM157 94H158V92H156ZM264 92H262V94H263ZM155 93H153V95H154ZM207 94H208V92H207ZM249 94V93H248ZM76 95H78V94H76ZM153 95H150L151 97L153 96ZM159 95V94H158ZM162 95V94H161ZM261 95V94H260ZM157 96V95H156ZM155 96V97H156ZM160 96V95H159ZM207 96V95H206ZM247 96V95H246ZM146 97V96H145ZM148 97V96H147ZM146 97V98H147ZM154 97V98H155ZM161 97H163V96H161ZM186 97V96H185ZM249 97H250V95H249ZM153 98V99H154ZM160 98V97H159ZM247 98H248V96H247ZM155 99H158V98H155ZM155 99H154V102H155ZM160 99H164V98H160ZM159 99V100H160ZM183 98H181V100H182ZM73 100H75V99H73ZM77 100V99H76ZM86 100V99H85ZM84 100V101H85ZM159 100L157 101V102H155L154 103V105L155 106H160V103L161 102H159ZM162 100H160V101H162ZM87 101H89V102H91L89 99L87 100ZM153 101V100H152ZM178 101V100H177ZM177 101H175L176 103H178ZM185 101H186V99H185ZM238 101V102H237ZM151 102V101H150ZM166 102V101H165ZM165 102H163V103H165ZM168 102V101H167ZM166 102V103H167ZM170 102V101H169ZM173 102V101H172ZM183 102V101H182ZM205 102H207V101H205ZM153 103V102H152ZM162 103V104H163ZM184 103H187V102H184ZM86 104H88L89 105V103L87 102ZM85 104V105H86ZM145 104V103H144ZM149 104V103H148ZM151 104V103H150ZM172 104V103H171ZM173 104H174V102H173ZM198 104V103H197ZM146 105H147V103H146ZM153 105V104H152ZM152 105H150V106H152ZM178 105V104H177ZM186 105H188V103L186 104ZM192 105H194V104H192ZM200 105H201V101H200ZM207 105H208V103H207ZM167 106V105H166ZM168 106H171L172 107V105H168ZM165 107V108H163L164 106H161V107H158V109H159V111H160V109L162 110L161 112H159L160 113V115L158 116V117H160V118H157V124H155V120H153L154 121V123H150V130H149V133L148 134H141L142 135V137H140V138H138V139H135V140H133L132 139V141L131 140H128V139H131V138H127L128 137V132H127V136H126V143H128V141L130 142V146H135V144H139L140 145V147H141V149L142 150H140L139 152H138V154L136 155V159H138V158H141L142 157V153H143V150L145 149V146H146V143L147 142H149L150 140H154L155 138H157V137H159L160 136V134L161 133H163L164 131H166V129H167V127H168V125L170 124V122L171 121H169V119L171 118H167L168 116H167V114L168 113H171V112H174V111H172V108L174 109L175 107H177V108H179L178 106H174V107H172V108H170V107ZM181 106V105H180ZM183 106V105H182ZM181 106V107H182ZM185 106V105H184ZM197 106V105H196ZM199 106V105H198ZM152 107H154V106H152ZM180 107V108H181ZM187 107V106H186ZM207 107V106H206ZM205 107V108H206ZM157 108V107H156ZM177 108H176V111H177ZM189 108H190V106H189ZM188 108V109H189ZM204 108V110H206V111H209V110H207V109H205ZM208 108V109H209ZM223 108V109H222ZM152 109V108H151ZM182 109V108H181ZM181 109H179V110H181ZM183 109L184 110H186L184 107H183ZM191 109V108H190ZM220 109H222V111L220 110ZM183 110V111H184ZM192 110V109H191ZM201 110H203V109H201ZM203 110V111H204ZM183 111H181L182 112V114H183ZM198 111V110H197ZM203 111H202V113H203ZM205 111V112H206ZM226 111L227 112H230V115H232V116H229L227 113H226ZM158 112V111H157ZM156 112V113H157ZM178 112V111H177ZM204 112V117H205V115H206V113ZM210 112V111H209ZM72 113H74V112H72ZM155 113V112H154ZM197 113V114H196ZM200 113V114H199ZM174 114V113H173ZM172 114V115H173ZM185 114V113H184ZM210 114V113H209ZM76 115H77V113H76ZM79 116H80V114H78ZM77 115V116H78ZM177 115V114H176ZM180 115H181V113H180ZM185 115H187V114H185ZM77 116H76V118H77ZM79 116H78V118H79ZM178 116V118L180 117L179 116V114L177 115ZM177 116H175L174 115V119H175V117H177ZM202 116V115H201ZM210 116V115H209ZM75 117V116H74ZM73 117V120H75V118ZM153 117V116H152ZM152 117H149V118H151L152 119ZM208 117V116H207ZM228 117V118H227ZM230 117V118H229ZM84 118H86V117H84ZM148 118V119H149ZM178 118H177V120H178ZM181 118V117H180ZM183 118H186V116H184ZM182 118V119H183ZM200 118V117H199ZM206 118V117H205ZM70 119H71V117H70ZM69 119V120H70ZM81 119H83V118H81ZM80 119V120H81ZM89 119V118H88ZM172 119V118H171ZM239 119V120H238ZM72 120V119H71ZM77 120V119H76ZM80 120H79V122H80ZM84 120V119H83ZM82 120V121H83ZM90 120V119H89ZM175 121L176 123H180V122H178V121ZM184 120V119H183ZM238 120V121H237ZM66 121H68V119H66ZM92 121V120H91ZM100 121V120H99ZM151 121V120H150ZM169 121V122H168ZM179 121H180V119H179ZM223 121H222V123H223ZM65 122V121H64ZM76 122V121H75ZM84 122V121H83ZM89 122V121H88ZM87 122V123H88ZM101 122V121H100ZM172 122H173V119H172ZM182 122V121H181ZM187 122H185V123H187ZM214 122V121H213ZM85 123V122H84ZM92 123V122H91ZM90 123V124H91ZM174 123V122H173ZM182 123H184V122H182ZM185 123L183 124V126L185 125ZM192 123V122H191ZM221 123V122H220ZM219 123V124H220ZM239 123V122H238ZM65 124H66V122H65ZM67 124H69V123H67ZM72 124H73V122H72ZM79 124V123H78ZM126 124V123H125ZM211 124H213V123H211ZM74 125V124H73ZM76 125H77V123H76ZM76 125H74V127L76 126ZM175 124H173V125H171V126H174ZM178 125V124H177ZM177 125H175V126H177ZM182 125V124H181ZM242 125V124H241ZM80 126H82L81 124H80ZM125 126V125H124ZM170 126V127H171ZM210 126H213V127H211L210 128ZM77 127V126H76ZM83 127V126H82ZM102 127V126H101ZM104 127V126H103ZM107 127V126H106ZM105 127V128H106ZM170 127H168V128H170ZM178 127H179V125H178ZM216 127V128H215ZM108 128L109 127H107V130H108ZM124 128V127H123ZM172 128V127H171ZM235 128H236V130H235ZM241 128H242V126H241ZM80 130H84V128H79ZM121 129V128H120ZM248 129V128H247ZM6 130V129H5ZM75 130V129H74ZM73 130V131H74ZM76 130L78 131V129L76 128ZM124 130H127V129H123L122 131H124ZM178 130H179V128H178ZM235 130V131H234ZM239 130H241V129H239ZM243 130H244V128H243ZM242 130V131H243ZM246 130V129H245ZM250 130V129H249ZM3 131V130H2ZM111 131V130H110ZM109 131V132H110ZM4 132V131H3ZM115 132H117V131H115ZM181 132V131H180ZM179 132V133H180ZM240 132V131H239ZM246 132H248V130H246ZM245 132V133H246ZM81 133V132H80ZM120 132L118 131L117 132V134L116 135H118ZM125 133H126V131H125ZM125 133H123V134H125ZM177 133H178V131H177ZM182 133V132H181ZM180 133V134H181ZM245 133H243L242 132V134H245ZM253 134V133H255V132H250V134ZM75 134V133H74ZM82 134V133H81ZM113 134V133H112ZM130 134V133H129ZM179 134V135H180ZM205 134V135H204ZM246 134H248V133H246ZM1 135V134H0ZM77 135V134H76ZM85 135V134H84ZM115 135V137H117ZM121 135V134H120ZM126 135V134H125ZM124 135V136H125ZM182 135V134H181ZM235 135V134H234ZM238 135H239V133H238ZM238 135H237V133H236V136L238 137ZM255 135H257V133L255 134ZM83 135H81V137H82ZM124 136H122V137H124ZM235 136V137H236ZM242 136H245V135H242ZM260 137H261V134L259 135ZM258 135H257V137H259ZM80 137V138H81ZM130 137V136H129ZM134 137V136H133ZM137 137H139V136H137ZM136 137V138H137ZM240 137H241V135H240ZM239 137V139H241ZM246 137H248V136H246ZM250 137V136H249ZM256 137V136H255ZM263 137H264V135H263ZM114 138V137H113ZM118 138H119V140L117 141L118 143H119V141H120V139L122 140L123 139V141H125V139L124 138H121V137H119V135H118ZM117 138V139H118ZM181 138V139H182ZM229 138H230V136H229ZM228 138V139H229ZM231 138H232V134H231ZM243 138V137H242ZM251 138H253L252 136H251ZM78 139H79V137H78ZM116 139V140H117ZM225 139V140H224ZM228 139H227V141H228ZM236 139H238V138H236ZM248 138H246V140H245V142H244V144L245 143H248V142H251L250 140L248 141L247 140ZM250 139V138H249ZM255 139V138H254ZM253 139V140H254ZM257 139V138H256ZM260 139L261 138H259L258 139V141H260ZM231 140V139H230ZM232 140H234V138L232 139ZM230 141V142H233V141ZM252 140V141H253ZM263 140V139H262ZM2 141V140H1ZM115 141V140H114ZM184 141V140H183ZM209 141V142H208ZM239 141V140H238ZM237 141V146H238V144H239V146L241 145L239 142ZM242 141V140H241ZM240 141V142H241ZM246 141H248V142H246ZM258 141L256 140V143H257V145H258ZM116 142V141H115ZM235 142H236V140H234V142H233V145H231V143L229 144V147L228 146H226L225 147V145H224V149L222 150V151H225L226 152V150H230L231 148H230V145H231V147L233 146L234 147V144H235ZM117 143V144H118ZM125 143V144H126ZM204 143V144H205ZM229 143V142H228ZM252 144L250 145V144H248V148L246 149V151H244L245 153H246V156L247 155H250L251 156V158H252V156H253V158H254V156L255 155H258V154H261V152L260 153H258L259 151H262L263 149L262 148H264L263 146H262V144L261 145H259V149H260V147L262 146V150H259V151H257L256 149V143L254 144V142H251ZM120 144H122V143H119L118 145H120ZM124 144V143H123ZM196 144V143H195ZM205 144V145H206ZM243 144V143H242ZM253 144L256 146V147H254L253 146ZM205 145H203V146H205ZM208 145H206V147L208 146ZM222 145H221V148H222ZM228 145V144H227ZM246 145V144H245ZM128 146H129V144H128ZM127 146V147H128ZM203 146H202V149H203ZM211 146V147H212ZM220 146V145H219ZM243 146V145H242ZM242 146L240 147L241 148V150H242ZM208 147V148H209ZM228 147V148H227ZM246 146H244V148H245ZM110 148H113V147H110ZM235 148V147H234ZM233 148V149H234ZM114 149H116V148H114ZM113 149V150H114ZM207 149V148H206ZM210 149H212V148H210ZM232 149V150H233ZM112 150V149H111ZM110 150V151H111ZM116 150H120V148H117ZM198 150H199V148H198ZM198 150H196V151H198ZM217 150H219V147H218V149ZM220 150V151H221ZM232 150L230 151V153H232ZM238 150H239V148H238ZM245 150V149H244ZM109 151V152H110ZM115 151V150H114ZM113 151V152H114ZM201 152L200 153H202V151L203 150H200ZM204 151H205V149H204ZM207 151V150H206ZM220 151H219V153H220ZM264 151V150H263ZM195 152V151H194ZM213 152V151H212ZM212 152H211V154H212ZM228 152V151H227ZM235 152H237V150L235 149ZM239 152V151H238ZM243 152V151H242ZM241 152V153H242ZM108 153V152H107ZM107 153H106V156H107ZM198 153H199V151H198ZM197 153V154H198ZM209 153V150H208V152H207V154ZM222 153V152H221ZM230 153H229V155H230ZM233 153H234V151H233ZM232 153V154H233ZM263 153V152H262ZM105 154V153H104ZM110 154V153H109ZM189 155H190V153H188ZM188 154H186V156L188 155ZM203 154H204V152H203ZM203 154H202V156H203ZM210 154V153H209ZM209 154H208V156H209ZM214 154H216L215 152H214ZM218 154V153H217ZM223 154H224V152H223ZM239 154H240V152H239ZM238 154V155H239ZM111 155V154H110ZM112 155H113V153H112ZM116 155V154H115ZM188 155V156H189ZM191 155H192V158H193V156L195 155H193L192 154V152H191ZM190 155V156H191ZM200 155V154H199ZM198 155V157L197 158H199V157H201V156H199ZM205 155H206V153H205ZM204 155V156H205ZM236 154L234 153V156H235ZM244 155V154H243ZM262 155V154H261ZM264 155V154H263ZM196 156V155H195ZM194 156V157H195ZM212 156H216V155H213L212 154ZM217 156H219V155H217ZM216 156V157H217ZM233 156V155H232ZM237 156V155H236ZM245 156V155H244ZM245 156V157H246ZM102 157H104L105 158V156H102ZM108 157V156H107ZM211 157V156H210ZM186 159L188 158V157H185ZM190 158V157H189ZM191 158V159H192ZM208 158V157H207ZM252 158V159H253ZM255 158H257V156H255ZM258 158H259V155H258ZM257 158V159H258ZM262 157L260 156V159H261ZM106 159V158H105ZM196 159V158H195ZM203 160H204V158H202ZM209 159V158H208ZM216 158H214V160H215ZM259 159V160H260ZM263 159L264 158H262L261 159V161H263ZM197 160H201L200 158L199 159H197ZM197 160H196V162H197ZM202 160V161H203ZM207 160V159H206ZM212 160H213V157H212ZM247 160V159H246ZM251 160V159H250ZM198 161V162H199ZM210 161V160H209ZM249 161V160H248ZM255 161V160H254ZM261 161H259V162H261ZM195 162V163H196ZM197 162V163H198ZM211 162V161H210ZM251 162H252V160H251ZM256 162V161H255ZM254 162V163H255ZM257 162H258V160H257ZM202 163H205V161L204 162H202ZM206 163H207V161H206ZM264 163V162H263ZM86 164V163H85ZM208 164V163H207ZM207 164L205 165V164H197L198 166L199 165H205V169L207 168ZM249 164V163H248ZM253 163H250V165H252ZM261 165L263 166L264 164H261L260 163V168H261ZM87 166V165H86ZM255 166H256V164H255ZM257 166H259V165H257ZM248 167H249V165H248ZM252 167V166H251ZM202 168H203V166H202ZM253 168V167H252ZM254 168H256V167H254ZM264 168V167H263ZM200 170H201V168H200ZM255 170V169H254ZM257 170V169H256ZM255 170V171H256ZM260 170V169H259ZM202 171V170H201ZM203 171H205L204 169H203ZM261 171V170H260ZM206 172V171H205ZM259 172V171H258ZM263 172H264V170H263ZM262 171H261V173H263ZM264 174V173H263ZM86 178V177H85ZM84 178V179H85ZM88 178H86V180H87ZM89 179H90V176H89ZM89 179H88V181H89ZM94 179V178H93ZM92 180V179H91ZM97 180V179H96ZM90 182V181H89ZM92 183L93 182H95V181H91ZM90 182V183H91ZM172 184H173V181L171 180V179H168V178H166V177H163V178H161V179H159V180H157L156 181V188H157V190H159V191H166V190H168L171 186H172ZM92 186V185H91ZM193 188H191V189H185V188H183V190H188V192H189V190H192ZM181 190H179V193H181L180 192ZM182 192H184L185 193V191H182ZM117 193V192H116ZM184 193H182V194H180V195H183ZM189 193H192V192H189ZM193 193H194V189H193ZM192 193V194H193ZM115 194V193H114ZM187 194V193H186ZM197 193H195L194 195H196ZM116 195V194H115ZM179 195V197H182V196H180ZM192 196V195H191ZM198 196V195H197ZM196 196V197H197ZM123 197V196H122ZM187 197H189L188 195H187ZM193 197V196H192ZM192 197H191V199H189V201L191 200V203H193V201L194 200H198L197 198H193L192 199ZM195 197V196H194ZM116 198V197H115ZM114 198V199H115ZM120 198V197H119ZM127 198V197H126ZM126 198H124V200H122V201H125V200H127V202H128V199H126ZM186 197L184 196V199H185ZM190 198V197H189ZM199 198V197H198ZM130 199V198H129ZM119 200H121V199H119ZM180 200V199H179ZM178 200V201H179ZM188 200V199H187ZM186 200V201H187ZM193 200V201H192ZM122 201H120L121 203H122ZM177 201V202H178ZM182 201V200H181ZM186 201H184V204H182L183 203V201H182V203H181V207L184 205V208H185V202ZM129 202H130V200H129ZM128 202V203H129ZM133 202V201H132ZM176 202V201H175ZM176 202V203H177ZM200 202V201H199ZM71 203V202H70ZM127 203V204H128ZM187 203H189V202H187ZM198 203V202H197ZM72 205H73V203H71ZM117 204V203H116ZM126 204V205H127ZM132 204V203H131ZM130 204V207L132 206ZM134 204V203H133ZM174 204V203H173ZM195 204V203H194ZM201 204V203H200ZM199 204V206H200V208H201V205ZM123 205H124V202H123ZM123 205L121 206V207H123ZM129 205V204H128ZM128 205L126 206L127 208H128ZM135 205V204H134ZM171 205H172V203H171ZM171 205H168L169 207L171 206ZM179 205V204H178ZM178 205H176L177 206V208H179L178 207ZM186 205H188V204H186ZM109 206V205H108ZM172 206H175V205H172ZM180 206V205H179ZM193 206V205H192ZM191 206V207H192ZM195 206H197V205H195ZM70 207V206H69ZM191 207H188L187 206V208H191ZM242 207V206H241ZM240 207V208H241ZM67 208V207H66ZM115 208V207H114ZM119 208L120 207H118V210H119ZM171 209H173L172 207H170ZM176 208V207H175ZM197 207H195L194 208V206H193V209H196ZM243 208V207H242ZM121 209L122 208H120V211H121ZM126 209V208H125ZM131 210H132V207L130 208ZM137 209V208H136ZM136 209H134L133 211H137ZM183 209V208H182ZM192 208H191V210H192V212L194 211ZM115 210H117V209H115ZM115 210H114V212H115ZM117 210V211H118ZM175 210V209H174ZM177 210V209H176ZM181 209H179L177 212H179ZM187 211V209H184V212H186ZM189 210V213L191 212L190 211V209H188ZM198 210L199 209H197V212H198ZM130 211V210H129ZM133 211H132V213H133ZM200 211H204L203 210V207H202V210L200 209ZM107 212V211H106ZM113 212V211H112ZM119 212V211H118ZM161 212V211H160ZM159 212V213H160ZM172 212H174L173 210H172ZM181 212V211H180ZM180 212H179V215H180ZM196 212V213H197ZM236 212V211H235ZM234 212V213H235ZM121 213L123 214V212L121 211L119 214H120V217H121ZM126 213V212H125ZM125 213L123 214V215H125ZM137 213H138V211H137ZM162 213V212H161ZM160 213V215H162ZM168 213V212H167ZM183 213V212H182ZM181 213V214H182ZM127 214V213H126ZM134 215L133 216H135V215H137V214H135V212L133 213ZM157 214V213H156ZM177 214V213H176ZM175 214V215H176ZM188 214V212H186V214H184L185 215V217H186V215ZM192 214V213H191ZM190 214V215H191ZM197 214H199V212L197 213ZM196 214V215H197ZM201 214V213H200ZM204 214V213H203ZM202 214V215H203ZM232 214V213H231ZM236 214V213H235ZM235 214L233 215V216H235ZM109 215V214H108ZM111 215H112V213H111ZM114 215V214H113ZM116 215H117V212H116ZM159 215V214H158ZM189 215V214H188ZM187 215V216H188ZM189 215V216H190ZM192 215H194L195 217H197L195 214H192ZM202 215H201V217H202ZM205 216L206 215H208V214H204ZM213 215V214H212ZM218 215V214H217ZM127 216V215H126ZM126 216H123V217H126ZM140 216V215H139ZM139 216H136L137 218L139 217ZM163 216V215H162ZM161 216V217H162ZM168 216V215H167ZM166 216V217H167ZM171 216V215H170ZM177 216H178V214H177ZM183 216V215H182ZM204 216V217H205ZM228 216V215H227ZM237 216V215H236ZM44 217H45V215H44ZM117 217V216H116ZM128 217V216H127ZM126 217V218H127ZM154 217V216H153ZM163 217H165V215L163 216ZM175 217V216H174ZM181 217V216H180ZM199 217H200V215H199ZM202 218L203 220L204 219H206V218H208L209 216H207L206 218ZM212 217H214V215L212 216ZM240 217H242V216H240ZM239 217V218H240ZM122 218V217H121ZM125 218V219H126ZM131 218V217H130ZM159 218V217H158ZM177 218V217H176ZM187 218V217H186ZM185 218V219H186ZM190 218H192V221H194L193 219H194V217H191L190 216ZM215 218V217H214ZM224 218V217H223ZM229 218H233V217H229ZM124 219V220H125ZM135 219V218H134ZM139 219V218H138ZM152 219V218H151ZM157 219V218H156ZM161 219V218H160ZM159 219V220H160ZM162 219H164V218H162ZM168 219L169 218H167V223H168ZM197 219V218H196ZM209 219V218H208ZM208 219H206V220H208ZM215 219H217V218H215ZM219 219V218H218ZM225 219V218H224ZM223 219V220H224ZM238 219V218H237ZM118 220V219H117ZM116 220V221H117ZM140 220V219H139ZM165 220V219H164ZM163 220V221H164ZM170 220H172L171 218H170ZM174 220H176V219H174ZM188 220V219H187ZM186 220V221H187ZM201 219L199 218L198 219V221H200ZM203 220H202V222H203ZM214 220V219H213ZM213 220H212V222H213ZM223 220H222V222H223ZM226 220V219H225ZM224 220V221H225ZM228 220V219H227ZM120 221H121V219H120ZM130 221V220H129ZM135 221V220H134ZM138 221V220H137ZM161 221V220H160ZM159 221V222H160ZM165 221V222H166ZM173 221V220H172ZM186 221L184 222V223H186ZM189 221V220H188ZM238 221V220H237ZM132 222H133V220H132ZM131 222V223H132ZM155 222V221H154ZM164 222V223H165ZM190 222L191 221H189V224H190ZM212 222H211V224H212ZM227 222V221H226ZM228 222H231V221H228ZM130 223V222H129ZM219 222H217V224H218ZM232 223H235V222H232ZM133 224V223H132ZM163 224V223H162ZM169 224V223H168ZM187 224V226L189 225L188 223H186ZM205 224H209L208 222L207 223H205ZM136 225V224H135ZM166 225V224H165ZM210 225V224H209ZM208 225V226H209ZM226 225V224H225ZM56 226V228H57V225H55ZM153 226V225H152ZM158 226H159V224H158ZM186 225H184L183 227L185 228V229H187L186 227H185ZM223 226H224V224H223ZM229 226V225H228ZM154 227H156V225H154ZM165 227H167V226H165ZM221 227V226H220ZM225 227V226H224ZM223 227V228H224ZM54 228L55 229V231L57 230V229H59V228ZM157 228V227H156ZM162 228V227H161ZM163 228H164V226H163ZM190 228V227H189ZM188 228V229H189ZM193 228V227H192ZM204 228V227H203ZM227 228V227H226ZM229 228V227H228ZM263 228V227H262ZM151 229H154V228H151ZM158 229H159V227H158ZM188 229H187V231L186 232H188V234H189V232L190 231H188ZM218 229H220L219 227L217 228V230ZM146 230V229H145ZM144 230V231H145ZM155 230V229H154ZM161 230V229H160ZM163 230V229H162ZM165 231H166V229H164ZM206 230V229H205ZM155 231H158V233H160V232H162V231H160L159 232V230H155ZM182 231V230H181ZM180 231V232H181ZM202 231L205 233V231H204V229H202ZM262 231V230H261ZM264 231V230H263ZM149 232V231H148ZM167 232V231H166ZM201 232V231H200ZM53 233H55L54 231H53ZM157 233V232H156ZM165 233V232H164ZM163 233V234H164ZM192 233V232H191ZM202 233V232H201ZM150 234L151 235H153V234H155L154 232H153V234L150 232ZM162 234V235H163ZM166 234V233H165ZM182 234H184V233H182ZM181 234V235H182ZM186 234V233H185ZM250 234V233H249ZM54 235V234H53ZM56 235H57V233H56ZM59 235V234H58ZM57 235V236H58ZM190 235V234H189ZM189 235H188V237H189ZM247 235H248V233H247ZM56 236V237H57ZM63 236V235H62ZM154 236H156V235H154ZM159 236H161V233H160V235H158V237ZM165 236V235H164ZM185 236V235H184ZM184 236H180L181 238L183 237L184 238ZM191 236V235H190ZM61 237V236H60ZM59 237V238H60ZM157 237V236H156ZM179 237V236H178ZM179 237V238H180ZM59 238H58V240H59ZM161 237H159L158 238V240L160 239ZM166 238V236L163 238L162 237V240L163 239H165ZM180 238V240H184V239H181ZM53 239V238H52ZM187 239V238H186ZM185 239V240H186ZM50 240V239H49ZM63 240V239H62ZM65 240H66V237H65ZM64 240V241H65ZM157 240V241H158ZM161 240V241H162ZM166 241H167V239H165ZM184 240V241H185ZM52 241V243H53V240H51ZM51 241H50V243H51ZM54 241H56V242H54V244L56 243V245H57V238H56V240H54ZM160 241V242H161ZM166 241H164L166 244H167V242ZM187 241V240H186ZM171 242V240L168 242V243H170ZM177 242H178V240H177ZM180 242L181 241H179V244H180ZM49 243V244H50ZM62 243V242H61ZM65 243H66V241H65ZM154 243V242H153ZM156 243H159V242H156ZM172 243V242H171ZM175 243V242H174ZM184 243V242H183ZM46 244H48V243H46ZM47 245V246H51V248H52V245ZM66 244H69V243H66ZM66 244H65V247H66ZM162 244V242L159 244V245H161ZM173 244V243H172ZM179 244H177V246L179 245ZM181 244H182V242H181ZM180 244V245H181ZM185 244V243H184ZM59 245H61L60 244V242H59V244L57 245V246H59ZM63 245V244H62ZM61 245V246H62ZM71 245V244H70ZM143 245V244H142ZM176 245V244H175ZM186 245V244H185ZM184 245V246H185ZM56 246V247H57ZM131 246V245H130ZM164 245V243H163V246H162V248H165V247H167L168 249H169V247H168V244H167V246H165ZM182 246V245H181ZM48 247V248H49ZM55 247V245H54V249L56 248ZM70 247V246H69ZM68 247V248H69ZM133 247V246H132ZM158 247H160V246H158ZM188 247V246H187ZM186 247V248H187ZM67 248V247H66ZM65 248V249H66ZM130 248V247H129ZM134 248V247H133ZM144 248V247H143ZM177 248V247H176ZM179 248H180V246H179ZM182 248V247H181ZM59 249H60V247H59ZM73 249H75L74 247H73ZM142 249V248H141ZM166 249V248H165ZM168 249L166 250V251H168ZM175 249V248H174ZM183 249V248H182ZM45 250L47 251V250H49V249H46L45 248ZM57 250H58V247H57ZM131 251H132V249H130ZM138 250V249H137ZM74 251V250H73ZM75 251H76V249H75ZM74 251V252H75ZM178 251V250H177ZM183 251V250H182ZM48 252V251H47ZM49 252H50V250H49ZM55 252V251H54ZM63 252H64V250H63ZM71 252V251H70ZM127 252H129V250L127 251ZM169 252V251H168ZM167 252V253H168ZM172 252V251H171ZM169 253V255L170 254H172V253ZM178 253H179V251H178ZM127 254H129V253H127ZM132 254V253H131ZM134 254V253H133ZM255 254V253H254ZM253 254V255H254ZM57 255V254H56ZM179 255V254H178ZM182 255V254H181ZM180 255V256H181ZM185 255V254H184ZM252 255V254H251ZM250 255V256H251ZM58 256V255H57ZM67 256V255H66ZM179 256V257H180ZM243 256V255H242ZM56 257V256H55ZM60 257V256H59ZM68 257V256H67ZM174 257V256H173ZM176 257V256H175ZM186 257V256H185ZM239 257V256H238ZM246 257V256H245ZM252 258H255V257H257V256H255V257H253V256H251ZM58 258V257H57ZM64 258V257H63ZM66 258V257H65ZM164 258V257H163ZM166 258H168V255L166 254ZM170 258V257H169ZM189 258V257H188ZM192 258H194V257H191V259ZM241 258V257H240ZM240 258L239 259H237V264H239L238 263V260H240ZM123 259V258H122ZM161 259V258H160ZM165 259V258H164ZM175 259V258H174ZM242 259V258H241ZM244 259V258H243ZM249 259V258H248ZM251 259V258H250ZM55 260V259H54ZM66 260V259H65ZM124 260H125V258H124ZM132 260V259H131ZM166 260V259H165ZM60 261H61V259H60ZM64 261V260H63ZM111 261V260H110ZM190 261V260H189ZM192 261V260H191ZM190 261V262H191ZM245 261H248V260H245ZM250 261V260H249ZM56 262V261H55ZM67 262V261H66ZM88 262V261H87ZM114 262V261H113ZM122 262H124V261H122ZM132 262V261H131ZM130 262V263H131ZM174 262V261H173ZM183 262H185L184 260H183ZM235 262V261H234ZM244 262V261H243ZM102 263V262H101ZM106 263H107V261H106ZM120 263V262H119ZM133 263V262H132ZM162 263V262H161ZM172 263V262H171ZM196 263V262H195ZM242 263V262H241ZM247 263V262H246ZM61 264V263H60ZM85 264V263H84ZM89 264V263H88ZM111 264V263H110ZM164 264V263H163ZM194 264V263H193ZM234 264H236V263H234ZM256 264H264V262H262V261H260V260H258L257 261V263Z\"/></svg>",
	"mask_w": 264,
	"mask_h": 264
}]
</instances>
